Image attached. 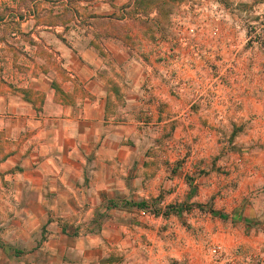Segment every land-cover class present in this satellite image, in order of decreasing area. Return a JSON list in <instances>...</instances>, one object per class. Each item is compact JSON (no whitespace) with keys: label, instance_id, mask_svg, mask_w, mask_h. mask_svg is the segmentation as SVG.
I'll return each instance as SVG.
<instances>
[{"label":"crops","instance_id":"1","mask_svg":"<svg viewBox=\"0 0 264 264\" xmlns=\"http://www.w3.org/2000/svg\"><path fill=\"white\" fill-rule=\"evenodd\" d=\"M137 1L98 0L104 13L96 22L102 26H88L100 33L97 43L80 47L104 49L107 57L91 50L68 55L65 62L72 67L35 89L45 95L43 106L3 98L0 264H111L119 254L134 264L139 239L152 244L137 255L145 264H250L252 256L264 264V89L243 95L237 139L205 138L200 117L177 139H162L160 126L172 120L169 113L227 112L230 103L195 104L183 95L174 97L158 84L160 73L149 66L143 73L134 58L123 55L138 46L121 31L111 36L106 24L111 16L121 26L128 23L121 16L135 13ZM42 28L51 26L30 29L39 46ZM44 42L65 47L57 38ZM108 60L117 66L116 74L107 72ZM229 121L225 115L224 122ZM143 126L157 134L145 136ZM186 130L194 139L186 138ZM160 196L184 206L193 202L194 209L209 205L210 212L195 210L192 217L181 208L171 217H150V207L138 205ZM139 214L148 220L140 222ZM187 222L193 231H187ZM191 238L195 247L187 245ZM218 246L222 251L214 256L211 249Z\"/></svg>","mask_w":264,"mask_h":264},{"label":"rangeland","instance_id":"2","mask_svg":"<svg viewBox=\"0 0 264 264\" xmlns=\"http://www.w3.org/2000/svg\"><path fill=\"white\" fill-rule=\"evenodd\" d=\"M98 6V0H0V110L3 98L17 104L23 102L43 106L45 95L42 90L35 89H42L49 76L68 71L72 65H67L65 60L70 54L84 56L91 50L97 56L107 57L104 49L80 47V44L91 41L97 43L100 33L93 29L97 28L95 25L102 26L97 23L103 22L96 20L103 18L104 13ZM135 7L137 11L131 16H121L123 22L130 20L128 23L121 26L114 21L117 17L111 16L106 24L111 29V36L121 31L131 45L138 46L124 50L123 55L134 58V65L143 73L148 72L146 66L152 67L151 72L160 73L157 74L161 79L158 84L169 88L174 97L181 98L183 95L188 103L197 101L195 104L211 102L221 105L225 100L230 103L227 112L217 109L212 113H191L189 110L169 113L167 119L172 120L160 126L163 130L161 138L177 139L179 133L183 135L184 126L191 129V123L197 117L202 119L201 131L207 139L210 135L218 139L240 137L243 95L248 89H264V0H139ZM91 20L93 24L89 22ZM23 24L25 32L21 31ZM59 24L67 26L57 32L55 26ZM37 25L51 26L42 28L41 46L31 36L33 30L30 29ZM90 25L93 29L88 27ZM50 37L57 38L59 44L63 43L65 47L45 46L47 42L44 40ZM146 43L153 48L140 47ZM149 61L153 63L148 64ZM106 66L110 69L106 70L108 73L116 74L117 66L113 61L108 60ZM119 70L128 72L127 67ZM180 114L182 116L178 117ZM141 115L145 118L144 123L150 121L144 113ZM225 115L230 119L228 124L224 122ZM142 128L145 136L148 133L157 134V129L150 131L144 126ZM193 135V131L186 130L187 139H194ZM174 148L177 149V146ZM185 148L192 150L193 145L187 143ZM174 176L171 171V177ZM192 178L195 177L189 179ZM172 185L171 189H176L174 183ZM174 201V198L168 201L160 196L141 200L140 203L150 207V217L161 214L171 217L177 215L181 208L192 217L195 210L202 215L210 212L209 205L194 209L193 202H185L184 206ZM143 217L139 214L140 222L147 219ZM193 228L187 222V231H193ZM174 231L171 229V233ZM169 241L170 247L172 244L176 246L172 239ZM150 243L149 240L139 239L135 246L137 255L144 252ZM187 245L195 247L194 239L187 240ZM137 255L132 262L145 264L146 259ZM128 258L119 254L113 256L110 262L131 264ZM256 260L252 256L250 264H257ZM231 261L236 263L237 257L234 256ZM168 262L176 264V261Z\"/></svg>","mask_w":264,"mask_h":264},{"label":"built area","instance_id":"3","mask_svg":"<svg viewBox=\"0 0 264 264\" xmlns=\"http://www.w3.org/2000/svg\"><path fill=\"white\" fill-rule=\"evenodd\" d=\"M144 211H145V213L147 212L146 210H144ZM221 251H222V248L220 246L212 248V253L215 256H217L218 254H220Z\"/></svg>","mask_w":264,"mask_h":264},{"label":"trees","instance_id":"4","mask_svg":"<svg viewBox=\"0 0 264 264\" xmlns=\"http://www.w3.org/2000/svg\"><path fill=\"white\" fill-rule=\"evenodd\" d=\"M138 205H139V206H145L144 203H139Z\"/></svg>","mask_w":264,"mask_h":264}]
</instances>
